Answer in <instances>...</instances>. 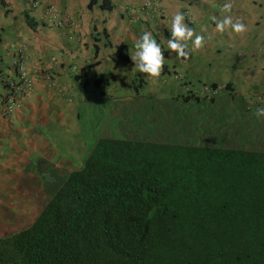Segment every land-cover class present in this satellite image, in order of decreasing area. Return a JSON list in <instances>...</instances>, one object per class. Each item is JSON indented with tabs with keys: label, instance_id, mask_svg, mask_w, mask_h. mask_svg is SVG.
<instances>
[{
	"label": "crops",
	"instance_id": "obj_1",
	"mask_svg": "<svg viewBox=\"0 0 264 264\" xmlns=\"http://www.w3.org/2000/svg\"><path fill=\"white\" fill-rule=\"evenodd\" d=\"M106 1L110 10L99 7L101 0L91 7V0H0V94L14 77L19 51L27 57L33 83L14 113L0 118V173L6 176L0 178L5 184L0 192L14 190L15 178L30 176L35 159L50 163L46 140L70 131L82 114L102 124L104 137L115 129L114 138H134L139 127H131L128 119L141 115L142 123L152 121L159 105L156 112L166 114L173 131L184 129L182 136L213 146L264 150V118L254 115L264 107V0H232L233 20L243 18L247 28L241 34L215 29L213 18H222L225 0H160L161 19L139 16L141 0ZM177 12L194 30L193 39L196 34L204 38L203 46L192 49L187 59H177L167 49L171 17ZM145 31L161 45L165 58V73L162 69L157 78L135 71L130 58ZM118 48L128 55L127 62L112 59ZM175 74L182 75L195 97L184 94ZM100 75L108 76V85H95ZM204 86L220 90L201 96L198 90ZM181 106L191 111L182 113ZM178 110L190 130L180 122ZM50 169L57 167L46 171Z\"/></svg>",
	"mask_w": 264,
	"mask_h": 264
},
{
	"label": "trees",
	"instance_id": "obj_2",
	"mask_svg": "<svg viewBox=\"0 0 264 264\" xmlns=\"http://www.w3.org/2000/svg\"><path fill=\"white\" fill-rule=\"evenodd\" d=\"M162 133L100 135L28 227L0 234V264H264V150Z\"/></svg>",
	"mask_w": 264,
	"mask_h": 264
},
{
	"label": "rangeland",
	"instance_id": "obj_3",
	"mask_svg": "<svg viewBox=\"0 0 264 264\" xmlns=\"http://www.w3.org/2000/svg\"><path fill=\"white\" fill-rule=\"evenodd\" d=\"M162 82L165 83L166 78ZM159 107V105L154 107L152 121L143 124L138 120L141 115L139 117L135 115L136 118L130 117L128 119V121L132 120L130 122L131 127H139L134 131V139L142 137L143 140L150 142L160 140L156 139L159 138L158 134L163 136L162 129L165 126L168 127L170 122L165 121L166 114L164 112H156ZM181 107L182 113L191 111L190 107ZM104 108L106 109V106ZM180 111L178 114L182 119L180 122L184 123L190 130V124L183 119ZM88 116L85 118V114H82L81 119L71 125L70 131H58L46 140L45 148L49 153H52L51 166H55L57 169L47 170L46 174L42 176H38L32 171L30 176L15 178L14 190H10L12 188L10 187L7 188V190L9 189L7 192H0V234H9L28 227L53 195L62 178L70 171L77 169L80 162L86 158L95 140L100 137L102 127L101 123L93 124ZM193 124L196 125V122ZM117 130L119 135H122L123 130H120L121 132L119 129ZM127 131L130 132V129ZM143 131L145 134L142 133ZM192 131L195 132V130ZM183 132L184 129L181 127L173 131L177 136V142L192 141L193 144H201L195 138L193 139V136L187 134L182 136ZM116 133V130L112 129L111 135L114 136ZM163 138L165 139V136ZM2 177H6L4 172L0 173V178ZM0 186L5 187V184L0 182Z\"/></svg>",
	"mask_w": 264,
	"mask_h": 264
},
{
	"label": "clouds",
	"instance_id": "obj_4",
	"mask_svg": "<svg viewBox=\"0 0 264 264\" xmlns=\"http://www.w3.org/2000/svg\"><path fill=\"white\" fill-rule=\"evenodd\" d=\"M232 7H233L232 0H225V2L220 7V13L222 18L221 19H216L215 17L213 18L215 21V29L218 33H224L230 30L232 33L241 34L247 30L245 23H243V18L238 17L236 20H233L231 15ZM184 21H185V15L182 12H177L171 17V23L168 29V31L170 32V38L167 40V49L171 50V52L176 53L177 59L180 58L187 59L192 49H200L203 46L204 38L196 34L195 39H193L194 30L192 28H189L184 23ZM189 44H191V48L189 47ZM134 48H135V52L130 53V58L134 62L133 69L140 73L147 74V78L159 77L163 69V63L165 58L162 52L161 45L157 43V40L154 38L152 33L145 31L135 43ZM14 69H15V64H14ZM26 70H27V65H26ZM175 75L180 76L179 79L174 78V80L178 82L179 85L182 87L184 94L188 97H192V96L195 97L194 91L193 92L191 91L190 87L188 86V83H186L182 79L183 78L182 75L180 74H175ZM204 87H209L212 89L219 88L220 90V87L217 86L216 87L204 86ZM217 93L215 95H217ZM201 96H205V95H201ZM254 115L257 118H264V107L257 108ZM41 160H43L45 163H48L47 160L45 159H41ZM37 161H39V158L35 159L32 162V165L34 166L33 167L34 173H36L38 176L45 175L47 171L45 170L46 172L44 171L40 173L37 168V163H36Z\"/></svg>",
	"mask_w": 264,
	"mask_h": 264
},
{
	"label": "built area",
	"instance_id": "obj_5",
	"mask_svg": "<svg viewBox=\"0 0 264 264\" xmlns=\"http://www.w3.org/2000/svg\"><path fill=\"white\" fill-rule=\"evenodd\" d=\"M136 12L139 16L146 14L152 19H161L164 14L160 0H141ZM134 17L136 20L138 19V17ZM14 64L15 75L12 79L6 81V86L8 85L7 92L0 95V118L13 114L20 106L22 98L32 90V80L26 70L27 57L22 51L18 52ZM174 78L179 79L180 76L175 75ZM218 90L219 88L203 87L198 90V94L210 97L215 95ZM259 99L262 101L263 97L259 96Z\"/></svg>",
	"mask_w": 264,
	"mask_h": 264
},
{
	"label": "water",
	"instance_id": "obj_6",
	"mask_svg": "<svg viewBox=\"0 0 264 264\" xmlns=\"http://www.w3.org/2000/svg\"><path fill=\"white\" fill-rule=\"evenodd\" d=\"M51 166V163H45L44 165H42V168L39 170L40 173L44 172L48 167Z\"/></svg>",
	"mask_w": 264,
	"mask_h": 264
},
{
	"label": "flooded vegetation",
	"instance_id": "obj_7",
	"mask_svg": "<svg viewBox=\"0 0 264 264\" xmlns=\"http://www.w3.org/2000/svg\"><path fill=\"white\" fill-rule=\"evenodd\" d=\"M36 163H37L38 170H40L42 168V165H44L45 162L43 160L39 159V161H37Z\"/></svg>",
	"mask_w": 264,
	"mask_h": 264
}]
</instances>
